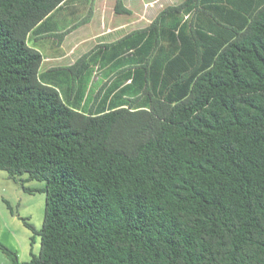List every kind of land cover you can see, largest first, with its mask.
Returning a JSON list of instances; mask_svg holds the SVG:
<instances>
[{"label":"trees","instance_id":"obj_1","mask_svg":"<svg viewBox=\"0 0 264 264\" xmlns=\"http://www.w3.org/2000/svg\"><path fill=\"white\" fill-rule=\"evenodd\" d=\"M64 1L0 0V171L45 195L38 255L1 252L264 264V0H184L44 79L28 36Z\"/></svg>","mask_w":264,"mask_h":264},{"label":"crops","instance_id":"obj_2","mask_svg":"<svg viewBox=\"0 0 264 264\" xmlns=\"http://www.w3.org/2000/svg\"><path fill=\"white\" fill-rule=\"evenodd\" d=\"M116 1L114 0L113 13L110 17V0H65L31 31L28 36V45L42 55L43 62L40 73L44 79L48 71L66 69L84 55H91L89 56L91 59L92 54L103 50L101 48L103 45L113 43L134 31L148 27L161 11L167 7L180 5L184 0L179 3L173 2L174 0H121L123 7L130 13L122 15L114 12ZM162 1H165L166 5L161 7L152 20L142 25L141 28L133 27L140 20L146 19L147 11L145 12L144 8L154 7L156 3ZM83 6L89 7L86 11L87 18L83 15H77L78 8L84 9ZM140 11L143 12V16ZM123 18H128V20ZM111 19H116L118 22L110 23ZM91 27L94 28L90 32ZM68 30L70 32L61 42L54 37L55 34ZM49 52L50 55H48ZM90 69L92 70L90 85L94 94L98 92L100 84L107 83V86H109L115 79L114 73H110V76L106 77L104 74L108 70H101L97 65H91ZM66 73L64 72V75ZM110 77L112 80H110ZM116 77H120V75ZM126 83H129V80Z\"/></svg>","mask_w":264,"mask_h":264},{"label":"rangeland","instance_id":"obj_3","mask_svg":"<svg viewBox=\"0 0 264 264\" xmlns=\"http://www.w3.org/2000/svg\"><path fill=\"white\" fill-rule=\"evenodd\" d=\"M165 1L156 3L154 7L144 8L145 12L147 11V20H140V22L136 26L133 25V27L141 28L142 25H145L148 21L152 20L161 7L166 5ZM182 1L183 0H174L173 2L179 3ZM113 3L114 0H110V17L113 13ZM83 7L84 9L78 8L77 15H83L87 18L88 14L86 11H88L89 7ZM142 13L140 11L141 15ZM116 19H111L110 23L117 21ZM123 19L128 20V18ZM93 28L94 27H91L90 32ZM45 54L47 55V53ZM48 55H50V52ZM25 186L28 188H39L43 186V184L31 181L26 183ZM6 202L9 204L13 213L7 208ZM44 204V194H28L23 192L18 181H12L5 172L0 171V242L9 250L15 252L20 262L29 261L31 258L30 253L38 255L40 249V238L24 227L21 219H28V223H30L35 230H39L43 222ZM0 264H12L1 250Z\"/></svg>","mask_w":264,"mask_h":264}]
</instances>
